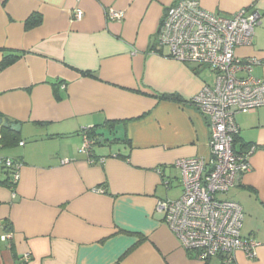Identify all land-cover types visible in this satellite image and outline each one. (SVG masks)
Instances as JSON below:
<instances>
[{"label": "crops", "instance_id": "1", "mask_svg": "<svg viewBox=\"0 0 264 264\" xmlns=\"http://www.w3.org/2000/svg\"><path fill=\"white\" fill-rule=\"evenodd\" d=\"M175 1L0 0V117L19 124L0 123V157L23 164L15 185L0 168V264H224L200 261L158 209L182 194L175 162L211 156L209 119L190 99L214 71L156 40ZM200 1L226 15L258 8L253 42L236 54L257 59L252 73L264 79V0ZM110 8L124 19H108ZM236 122V148L256 150L224 197L243 206L242 235L260 245L233 264H264V105ZM92 130L104 137L90 155L81 148Z\"/></svg>", "mask_w": 264, "mask_h": 264}, {"label": "built area", "instance_id": "2", "mask_svg": "<svg viewBox=\"0 0 264 264\" xmlns=\"http://www.w3.org/2000/svg\"><path fill=\"white\" fill-rule=\"evenodd\" d=\"M75 16L81 19L83 10L77 8ZM107 17L121 21L125 12L110 8ZM261 18L254 5L226 15L206 10L200 0H176L167 8L157 31V44L167 47L172 58L208 67L215 74L213 82L190 99L209 119L211 156L178 159L175 165L182 173V194L158 202L169 229L205 263L221 257L224 264H233L238 251L255 259L260 245L242 235L243 206L224 196L251 169L250 157L256 150L255 145L235 148L240 133L236 116L264 105V79L252 73L259 61L241 60L236 49L252 44ZM95 143L86 133L81 151L91 155ZM22 165L20 160L0 157V168L11 176L13 185L20 179ZM9 237L5 234L2 239ZM29 259L25 254V261Z\"/></svg>", "mask_w": 264, "mask_h": 264}, {"label": "trees", "instance_id": "3", "mask_svg": "<svg viewBox=\"0 0 264 264\" xmlns=\"http://www.w3.org/2000/svg\"><path fill=\"white\" fill-rule=\"evenodd\" d=\"M15 59H16V57L15 56H12V57L8 58L7 60H5V64L10 63V62H13ZM163 97L165 99L175 100V101H181L182 100L181 97L178 96V95H176V94H165ZM87 133L97 143H99L101 141L100 138L104 137V134L103 133L96 132V130L88 131ZM239 140H240V137H239V135H237L235 137V148H236V145L239 143ZM248 146H250V145H246L244 143H243V145H241V147H243L242 149H245ZM238 150H241V149H238Z\"/></svg>", "mask_w": 264, "mask_h": 264}, {"label": "water", "instance_id": "4", "mask_svg": "<svg viewBox=\"0 0 264 264\" xmlns=\"http://www.w3.org/2000/svg\"><path fill=\"white\" fill-rule=\"evenodd\" d=\"M0 123H3L5 126H11L12 128H19V124H10L9 119L5 118L3 119L2 117H0ZM100 140H103L102 138H100Z\"/></svg>", "mask_w": 264, "mask_h": 264}]
</instances>
